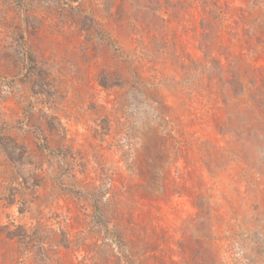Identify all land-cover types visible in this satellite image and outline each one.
<instances>
[{
  "label": "rangeland",
  "instance_id": "374dc122",
  "mask_svg": "<svg viewBox=\"0 0 264 264\" xmlns=\"http://www.w3.org/2000/svg\"><path fill=\"white\" fill-rule=\"evenodd\" d=\"M0 264H264V0H0Z\"/></svg>",
  "mask_w": 264,
  "mask_h": 264
}]
</instances>
